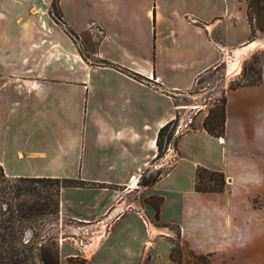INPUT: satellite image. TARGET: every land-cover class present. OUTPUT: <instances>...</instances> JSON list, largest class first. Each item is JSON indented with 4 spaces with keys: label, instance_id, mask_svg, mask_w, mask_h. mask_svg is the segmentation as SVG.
<instances>
[{
    "label": "crops",
    "instance_id": "crops-1",
    "mask_svg": "<svg viewBox=\"0 0 264 264\" xmlns=\"http://www.w3.org/2000/svg\"><path fill=\"white\" fill-rule=\"evenodd\" d=\"M51 2L0 0V166L9 178L86 184L60 194L79 247L60 239V264H264V55L258 82L225 93L223 137L204 129L202 106L176 161L162 159L168 169L147 188L162 199L158 219L137 182L159 131L188 109L184 93L258 51L247 1L58 0L62 23ZM199 168L222 173L225 188L197 192Z\"/></svg>",
    "mask_w": 264,
    "mask_h": 264
},
{
    "label": "trees",
    "instance_id": "trees-1",
    "mask_svg": "<svg viewBox=\"0 0 264 264\" xmlns=\"http://www.w3.org/2000/svg\"><path fill=\"white\" fill-rule=\"evenodd\" d=\"M246 1L247 16L252 29L251 39H255L254 31L257 30L260 34H264V21L261 19L264 15V0ZM50 13L58 23H62L58 0L53 1ZM254 15L258 22H253ZM67 33L72 39L77 40L71 30L67 29ZM103 64L108 65L107 62H103ZM259 80L260 75L256 82ZM225 104L224 100V106L220 110L218 118L209 114L204 122V129L215 138L224 135ZM177 120L170 122L159 131L157 157L162 154L165 137L168 140L167 146L171 144ZM171 129L172 132L167 135ZM84 185L86 184L82 181L71 179L9 178L0 166V264H60L59 240L50 236L49 233L43 235V231L39 230V223L47 218L54 222L59 219L62 190L83 188ZM225 185L226 178L222 173L204 168L197 170L195 182L197 192H220L225 188ZM151 199L154 203L149 202L148 205L154 210L155 218L158 219L162 199L157 197ZM29 232L32 233L30 238H28ZM176 254L177 248L173 250V257ZM70 263L78 262L70 259Z\"/></svg>",
    "mask_w": 264,
    "mask_h": 264
},
{
    "label": "rangeland",
    "instance_id": "rangeland-1",
    "mask_svg": "<svg viewBox=\"0 0 264 264\" xmlns=\"http://www.w3.org/2000/svg\"><path fill=\"white\" fill-rule=\"evenodd\" d=\"M53 1L55 0H52V2L50 3L49 12H51V5ZM261 19H263L262 21H264V15H262ZM84 20L88 21V19L75 18L73 22L74 24H82L84 26ZM253 22H258L255 15L253 16ZM93 30L98 37L101 36L97 32L99 31L97 27L93 28ZM254 32L256 33V38L251 40L261 43V45H259L258 47V51L253 56H241L235 62H232L233 60L231 61V59H228L226 60L227 62L220 64L215 69H211L205 76L200 78L194 88L191 91L184 93L185 96L181 97V103L187 105L188 109L186 110V112L179 111V113H177L176 119L187 118V116H190L192 114L193 124L194 118L198 114V111L196 110L202 106L206 107L205 111L208 115L210 114L218 118L219 112L224 106L225 93L227 91L243 85L251 84L258 80V76L260 75V59L261 56L264 55V34H260L257 30ZM80 51L82 56H84L85 58L91 57L90 55H87V50L81 47V45ZM239 60L242 61L241 68L234 70V64H236ZM192 107H194L195 110H192ZM170 132H172V129L167 135H169ZM167 144L168 140L167 137H165L163 141L162 154L159 157H156V159L153 160L149 164V166L143 170L141 177L137 181L138 186L141 189H146L141 193L140 200L142 205L147 206L148 208H151L148 203H154V201L153 199H151L152 197H149L147 195V188L153 185L158 180V178L168 169H158V166L162 163V159L167 152ZM171 145L172 148H174L175 139L173 138V136ZM74 198L75 193L68 190L64 191V194L61 196V199L63 200V202H65L67 208L72 205V201L74 200ZM73 226L74 225L67 219H61L59 216V219L55 222L51 221L50 218H47L43 222H40L39 230L43 231V235H47V233H49L50 236L56 237L59 242L60 239H65L67 241V245L72 250H77L79 249V247L74 245V241L72 239L73 237L71 235ZM31 235L32 233L29 232L28 238H30ZM178 252H181L180 246H177V253ZM74 261L79 263L82 262L79 259H74ZM68 262L70 263V259H68ZM68 262L63 260L61 261V264H69Z\"/></svg>",
    "mask_w": 264,
    "mask_h": 264
},
{
    "label": "built area",
    "instance_id": "built-area-1",
    "mask_svg": "<svg viewBox=\"0 0 264 264\" xmlns=\"http://www.w3.org/2000/svg\"><path fill=\"white\" fill-rule=\"evenodd\" d=\"M97 32L100 35H102V32L101 31H97ZM192 110H195V108L192 107ZM191 125H192V114L190 116H187V118H180V119H178L177 120V124H176L175 129H174V132H173V138L176 140V138H178L179 136H181L186 131L190 130L191 129ZM170 153H171V158L168 159V161L170 163H174L176 161V159H177V156L175 155L171 144L168 145L167 152H166V155L164 156L163 160L164 159H167L168 158L167 156ZM142 217H143V219L145 221V224L148 226V220L146 219V217H144V216H142ZM79 245L82 246L83 245V242L80 241L79 242Z\"/></svg>",
    "mask_w": 264,
    "mask_h": 264
},
{
    "label": "bare ground",
    "instance_id": "bare-ground-1",
    "mask_svg": "<svg viewBox=\"0 0 264 264\" xmlns=\"http://www.w3.org/2000/svg\"><path fill=\"white\" fill-rule=\"evenodd\" d=\"M256 44H258V43H256ZM256 44H253L250 48H254L255 46H257ZM237 50H238V49H237ZM245 51H247V50L245 49ZM245 51H244V52H245ZM237 52H238V51H237ZM242 53H243V52H242ZM236 64H238V63H236ZM236 64H234V65H236ZM234 69H235V68H234ZM236 69H237V68H236ZM236 69H235V70H236ZM96 237H97V236H96ZM91 246H92V245H91ZM89 249H90V248H89ZM93 249H94V248H93ZM90 250H91V249H90ZM90 253H91V252H90Z\"/></svg>",
    "mask_w": 264,
    "mask_h": 264
}]
</instances>
